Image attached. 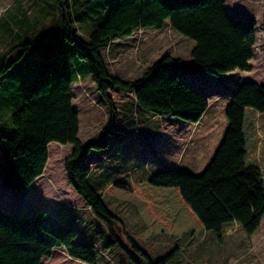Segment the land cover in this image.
Returning a JSON list of instances; mask_svg holds the SVG:
<instances>
[{
	"label": "trees",
	"instance_id": "1",
	"mask_svg": "<svg viewBox=\"0 0 264 264\" xmlns=\"http://www.w3.org/2000/svg\"><path fill=\"white\" fill-rule=\"evenodd\" d=\"M78 1L58 0L62 29L53 34L64 50L45 56L34 46L31 57L41 63L30 64L29 73L21 69V55L11 59L17 50L32 45L34 40L28 35L0 51V95L10 100L9 112L13 110L12 125L6 128L0 122V179L11 191L23 193L44 174L49 144H72L65 161L68 183L114 234L116 216L105 203L88 163L93 151L107 150L113 135L122 136L108 92H132L139 108L158 118L176 117L190 123L200 122L210 103L205 91L183 77L188 65L177 56L167 53L139 79L126 80L110 72L103 50L137 30H162L169 23L195 41L191 51L194 68L215 76L236 69L252 71L258 21L235 22L226 0ZM99 6L100 17L85 33L78 22L81 14L99 12ZM46 37L47 47L55 48L57 38L51 41L50 33ZM87 77L108 102L110 119L99 137L83 141L72 85ZM225 111V135L201 174L167 169L138 180L117 175L108 185L107 193L133 202L144 219L135 232L137 238L166 233L199 239L207 231L220 236L234 222L249 236L259 229L264 218V83L242 82ZM130 243L127 247L113 235L110 244L119 245L135 264H141L140 258L148 264H171L178 253L175 247L153 259L134 239ZM58 248L88 264L98 262L95 246L82 242L74 225L53 226L45 210L21 213L0 206V264H41Z\"/></svg>",
	"mask_w": 264,
	"mask_h": 264
},
{
	"label": "rangeland",
	"instance_id": "2",
	"mask_svg": "<svg viewBox=\"0 0 264 264\" xmlns=\"http://www.w3.org/2000/svg\"><path fill=\"white\" fill-rule=\"evenodd\" d=\"M81 1L83 0L78 3ZM226 9L235 22L241 19L258 21L255 56L251 60L252 71L236 69L224 76H215L194 68L191 51L195 41L175 31L169 23L162 30H137L130 37L115 40L102 52L110 72L126 80L139 79L148 66L167 53L177 56L188 65L183 77L210 95L211 106L213 105L205 112L202 122L190 123L176 117L158 118L152 112L139 108L132 92H108L119 116L118 127L122 136L113 135L106 151H93L89 157V165L105 203L116 216L113 221L114 234L85 202L76 197L68 184L65 161L73 151L72 144H50L45 172L27 193L11 191L0 180V206L13 211L45 206L49 213L62 217L69 211L62 204H68L76 210L71 216L78 217L81 236L95 246L98 264H135L119 245L110 250L108 243L112 242L113 235L127 247H131L130 241L134 239L153 259L164 256L175 244L186 241L187 237L178 239L166 233L149 239H138L135 230L144 225V219L136 205L107 193L106 188L117 175L127 180H138L167 169L201 174L214 157L228 126L224 110L227 99L222 95L234 89L235 84L242 80L264 83V0H226ZM98 11L88 10L86 15L81 14L78 22L85 33L92 29L96 19L100 17L101 6ZM61 29L58 0H0V51L16 45L21 37L28 35L34 40L32 45L20 48L16 55L11 56L13 59L21 55L18 58V61L24 62L21 69L28 73L31 70L30 64L41 63L31 57L34 46L45 56L64 50L57 46L59 39L53 34H58ZM48 33L51 41L57 38L55 48L47 47ZM74 86L73 103L80 119L79 138L83 141L97 138L109 122L110 106L91 78L79 79ZM214 92L218 93L214 95ZM9 103L10 100L3 99L0 95V122L6 128L12 125L13 110L9 112ZM121 155L124 156L122 159ZM1 157L0 150V162ZM111 166H116V170H112ZM127 166L130 169L124 175H119L120 169ZM105 169L109 170L105 172ZM74 197L78 199L75 200ZM121 219L125 224L120 222ZM53 223L57 228L62 227L57 222ZM245 234L248 235L238 223L226 225L220 236L212 231L204 233L201 237L204 243L200 242L202 244L197 250L186 253L187 263L264 264V218L255 235L246 237ZM59 257L61 256L57 253L58 260ZM53 259L54 257H45L42 264H86L73 257L66 262ZM140 262L148 264L143 258H140Z\"/></svg>",
	"mask_w": 264,
	"mask_h": 264
},
{
	"label": "crops",
	"instance_id": "3",
	"mask_svg": "<svg viewBox=\"0 0 264 264\" xmlns=\"http://www.w3.org/2000/svg\"><path fill=\"white\" fill-rule=\"evenodd\" d=\"M2 51V50H1ZM41 73H42V69L39 71V78L42 76L41 75ZM38 78V77H37ZM87 78H90V77H87ZM247 80V79H246ZM243 82L245 81V80H242ZM242 81H240V83L239 82H237V84H235V88L234 89H230L229 91H227V94H220V95H222L223 96V98L225 97L226 99H227V101L224 103V110H226V107H227V105H228V103L230 102V99H231V97H232V95H233V93H234V91H236L237 90V88L239 87V85L242 83ZM75 83H77V82H75ZM74 83V84H75ZM74 84L72 85V91H73V93H74V88H73V86H74ZM75 87V86H74ZM218 92H214V95L215 94H217ZM210 96V95H209ZM208 96V100H209V103H210V106H209V108H211L212 106H211V102H210V97ZM74 98H75V94H74ZM74 100V99H73ZM216 102V101H215ZM218 103V102H217ZM73 106H74V103H73ZM200 122H202V120L200 121ZM51 144V143H50ZM49 144V145H50ZM73 148H74V146H73ZM95 152H97V151H95ZM94 152V153H95ZM99 152V151H98ZM101 152H103V151H101ZM121 157V159L124 157V156H120ZM88 163H89V161H88ZM123 164V163H122ZM115 165H117V166H119V165H121V164H115ZM130 169V167L129 166H127V167H125V168H121L120 169V173H119V175L121 174V175H124L128 170ZM45 172V171H44ZM43 175H41L40 177H38L34 182H33V184L25 191V192H23V193H20V194H25V193H27V191L30 189V188H32L35 184H36V182H38L39 180H40V178L42 177ZM1 180V179H0ZM2 182V181H1ZM69 184V183H68ZM70 185V184H69ZM71 186V185H70ZM72 187V186H71ZM73 191H74V194L76 195V197L78 196L79 197V199H81V201H83V202H85L86 203V205L87 206H89L88 204H87V202L75 191V189L72 187L71 188ZM75 198V197H74ZM78 198H75V200H77ZM64 207H66V208H68V210L69 211H67V213H66V215L65 216H62V217H60L59 215H53V214H51V213H49L47 210H46V208H45V206H40V207H38V208H36L37 206H34V208L33 209H31V208H29V207H26V208H23V210H15V211H17V212H21V213H32V212H36V211H40V210H45L46 212H47V218L49 219V222L53 225V226H55L54 225V223L53 222H57L58 224H60L62 227L63 226H65V225H67V224H71V225H74L76 228H77V230H78V233H79V238H80V240L82 241V242H85V243H92V242H90V241H88V239H85L84 237H82L81 236V234H80V227H78V217H76V216H71L72 215V212L74 211H76L74 208H72V207H70V206H68V204H62ZM90 208V207H89ZM6 209H8V208H6ZM74 209V210H73ZM91 209V208H90ZM8 210H10V209H8ZM93 212V211H92ZM101 220V219H100ZM124 220H122L121 219V221L120 222H122V223H124L123 222ZM126 222V221H125ZM234 223H236V222H234ZM125 224V223H124ZM230 224H232V223H230ZM56 227V226H55ZM61 227V228H62ZM138 229H136L135 231H137ZM243 230V229H242ZM206 234H209L210 233V231H207V232H205ZM256 233V232H255ZM255 233L253 234V235H255ZM253 235H251V236H249V235H246L245 234V236L247 237H252ZM153 237V236H152ZM187 237V240L186 241H184V242H181V243H178V244H175V247H177L178 248V253H177V255H176V257H175V259L173 260V262L171 263V264H175V262H177V264H188L189 262L187 261L188 260V257L186 256V253H188V252H191V251H193L194 249L195 250H197L196 248L200 245V244H202V243H204V240H202L201 238H199V239H194L190 234H185V235H182V236H178L177 238L178 239H181V238H186ZM139 239V238H138ZM200 242H202V243H200ZM108 246H109V248H110V250H113L114 249V247L115 246H112V244H110V243H108ZM174 247V248H175ZM145 251V250H144ZM146 252V251H145ZM57 253L58 254H60V256L61 257H59V260L56 258V255H57ZM101 253V252H100ZM147 253V252H146ZM148 254V253H147ZM50 257H54V259H57L58 261H61V259H62V261H64V262H66V260L68 259V260H70V255L64 250V249H62V248H58V249H55L54 251H53V254H52V256H50ZM49 257V258H50ZM101 257H103V254L101 253ZM53 259V260H54ZM101 259V258H100ZM83 262V261H82ZM188 262V263H187ZM84 263H86V262H84ZM41 264H42V262H41ZM86 264H88V263H86ZM97 264H98V262H97Z\"/></svg>",
	"mask_w": 264,
	"mask_h": 264
}]
</instances>
